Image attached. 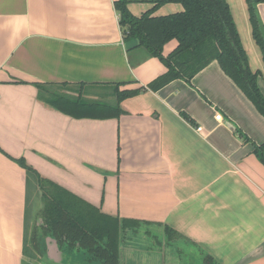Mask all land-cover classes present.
Segmentation results:
<instances>
[{"label": "crops", "instance_id": "1", "mask_svg": "<svg viewBox=\"0 0 264 264\" xmlns=\"http://www.w3.org/2000/svg\"><path fill=\"white\" fill-rule=\"evenodd\" d=\"M226 1L264 95V61L245 1ZM113 3L0 0V264H101L79 260L84 251L49 236L44 257L22 253L30 206L38 197L41 209L42 191L11 157L100 212L137 221L120 231L119 264H207L208 257L264 264V165L252 144L264 142V117L216 60L190 82L174 79L123 99L111 118L75 117L39 95L37 82L113 104L114 84L138 88L165 71L135 40H122ZM152 5L127 0L133 15ZM181 9L165 3L153 14ZM257 11L264 25V2Z\"/></svg>", "mask_w": 264, "mask_h": 264}, {"label": "trees", "instance_id": "2", "mask_svg": "<svg viewBox=\"0 0 264 264\" xmlns=\"http://www.w3.org/2000/svg\"><path fill=\"white\" fill-rule=\"evenodd\" d=\"M244 1L251 34L264 61V25L257 11V4L264 0ZM165 3H178L182 9L154 15L156 8ZM113 4L122 40H135L134 46H142L151 56L158 58L165 71L138 88L119 90V84H114L113 104L51 93L48 91L51 84L34 83L41 97L75 117H116L121 113L119 104L123 99L145 90H157L174 79L190 82L198 71L216 60L222 71L264 117V95L257 85L259 71L249 68L246 52L226 0H152L153 5L140 15H133L129 11L127 0H114ZM173 39L177 42L176 46L164 55V45ZM185 119L191 122L186 115ZM235 131L242 141H250L239 128L236 127ZM252 144L254 155L264 165V142ZM11 158L28 175L36 177L42 191L43 205L38 217L29 226L30 233L25 231L23 236L24 255L37 259L44 257V238L49 236L65 250L76 247L84 251L88 261L119 264L120 231L130 223L137 224V221H124L102 213L68 190L41 177L23 157ZM25 230H28V213ZM206 259L207 264H214L211 257Z\"/></svg>", "mask_w": 264, "mask_h": 264}, {"label": "rangeland", "instance_id": "3", "mask_svg": "<svg viewBox=\"0 0 264 264\" xmlns=\"http://www.w3.org/2000/svg\"><path fill=\"white\" fill-rule=\"evenodd\" d=\"M143 1H146V0H143ZM39 202H41V199L37 197L36 200H35V204H32V205L30 206V213H31V216L33 217L31 224L34 222L35 217L38 216V211H39L40 206H41V204H40ZM31 211H32V212H31ZM81 256H82V257H78V259L83 261V260L85 259V257H87V254H85V253L83 252V253H81ZM82 261H81V262H82ZM70 264H77V263H76L75 260L73 259L72 262H71Z\"/></svg>", "mask_w": 264, "mask_h": 264}, {"label": "built area", "instance_id": "4", "mask_svg": "<svg viewBox=\"0 0 264 264\" xmlns=\"http://www.w3.org/2000/svg\"><path fill=\"white\" fill-rule=\"evenodd\" d=\"M215 119L220 120V119H221V114H220V113H216V114H215ZM196 130H197V131H201V130H202V127H201V126H198V127L196 128Z\"/></svg>", "mask_w": 264, "mask_h": 264}]
</instances>
